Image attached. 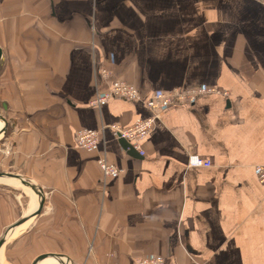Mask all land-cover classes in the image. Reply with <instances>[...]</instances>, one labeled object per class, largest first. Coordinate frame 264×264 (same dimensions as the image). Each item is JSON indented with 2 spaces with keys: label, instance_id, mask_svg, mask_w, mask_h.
Returning <instances> with one entry per match:
<instances>
[{
  "label": "crops",
  "instance_id": "0c3cea01",
  "mask_svg": "<svg viewBox=\"0 0 264 264\" xmlns=\"http://www.w3.org/2000/svg\"><path fill=\"white\" fill-rule=\"evenodd\" d=\"M0 47V172L45 199L1 264H264V0H0ZM117 78L141 98L90 105ZM203 85L215 91L170 105L138 157L110 133L76 146L83 129L148 117L155 91ZM104 155L121 169L105 181ZM0 178L1 239L39 201Z\"/></svg>",
  "mask_w": 264,
  "mask_h": 264
},
{
  "label": "built area",
  "instance_id": "2783aa9c",
  "mask_svg": "<svg viewBox=\"0 0 264 264\" xmlns=\"http://www.w3.org/2000/svg\"><path fill=\"white\" fill-rule=\"evenodd\" d=\"M97 74L100 79H108L107 69L104 66L97 68ZM215 89L205 85L194 88H175L171 91H155L146 101V106L150 115L144 119L137 120L131 125H122L119 123L102 124L98 129H83L77 132L75 137L76 146L83 149H93L99 143H105L107 133L114 135L116 138H124L142 154L141 143L152 130L155 122L161 118L165 110L172 104L191 103L198 96L214 92ZM120 97L127 100H138L141 98L139 89L128 82L122 80L111 81L106 90L97 89L95 95L90 100V105L102 106L111 98ZM99 166L103 173L104 181L121 172V169L114 163L109 162L104 155L98 160ZM212 162L210 159L202 157L196 153H190L188 156L189 167H209ZM255 174L258 179L264 183V164L255 167ZM134 264H164V258L159 256L145 257L136 259Z\"/></svg>",
  "mask_w": 264,
  "mask_h": 264
},
{
  "label": "water",
  "instance_id": "95a60500",
  "mask_svg": "<svg viewBox=\"0 0 264 264\" xmlns=\"http://www.w3.org/2000/svg\"><path fill=\"white\" fill-rule=\"evenodd\" d=\"M3 58V52L2 49L0 47V61ZM2 106L4 108H6V103H3ZM0 119H2L4 125L1 127L0 129V135L5 133L7 130V124H8V119L7 117L0 112ZM122 147L132 156L134 157H138L140 156L139 152L131 145V143H129L126 139L124 138H120L119 139ZM0 177H6V178H16L18 180H20L21 183H23L24 185L30 187L31 189H33L35 191V193L38 196V207L36 208V210L23 217L22 219H20L12 228L8 229L4 235L2 236V238L0 239V250L2 248V246L6 243V241L10 238V236L12 235V232L14 230H16L21 224H23L26 220H28L29 218H32L34 216H37L44 205V192L42 190V188L40 187V185H38L37 183L27 179L26 177L17 174V173H9V172H0ZM46 258H53L56 261H58L60 264H72L69 257L66 255H61V254H57V253H45V254H41L39 256H37L33 262L31 264H38L40 261L46 259ZM1 264V263H0Z\"/></svg>",
  "mask_w": 264,
  "mask_h": 264
},
{
  "label": "bare ground",
  "instance_id": "6f19581e",
  "mask_svg": "<svg viewBox=\"0 0 264 264\" xmlns=\"http://www.w3.org/2000/svg\"><path fill=\"white\" fill-rule=\"evenodd\" d=\"M3 126V121L2 119H0V129ZM1 179V178H0ZM33 190V189H32ZM33 192L35 193V191L33 190ZM36 195V194H35ZM48 259H52V258H46L44 260H42L39 264L43 263L44 261L48 260ZM56 261L53 260V262L49 263V264H55Z\"/></svg>",
  "mask_w": 264,
  "mask_h": 264
},
{
  "label": "rangeland",
  "instance_id": "374dc122",
  "mask_svg": "<svg viewBox=\"0 0 264 264\" xmlns=\"http://www.w3.org/2000/svg\"><path fill=\"white\" fill-rule=\"evenodd\" d=\"M106 69H107V68H106ZM107 72H108V75H110V72L108 71V69H107ZM114 80H115V79H114ZM116 80H122V81H125V80H123V79H118V78H117ZM125 82H127V81H125ZM126 100H127V99H126ZM106 103H107V102H106ZM106 103H105V104H106ZM103 105H104V104H103ZM103 105H102V106H103ZM93 107H99V106H95V105H93ZM100 107H101V106H100ZM103 125H104V124H103ZM99 128H100V127H99ZM189 154H190V153H189ZM107 159H108V158H107ZM109 162H110V161H109ZM111 163H112V162H111Z\"/></svg>",
  "mask_w": 264,
  "mask_h": 264
}]
</instances>
